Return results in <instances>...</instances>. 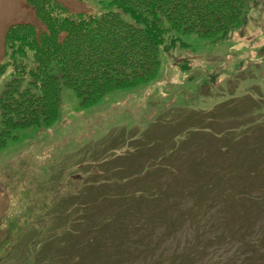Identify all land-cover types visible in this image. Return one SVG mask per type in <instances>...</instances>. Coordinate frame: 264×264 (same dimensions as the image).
Here are the masks:
<instances>
[{
	"label": "rangeland",
	"instance_id": "1",
	"mask_svg": "<svg viewBox=\"0 0 264 264\" xmlns=\"http://www.w3.org/2000/svg\"><path fill=\"white\" fill-rule=\"evenodd\" d=\"M54 1L70 15L107 12L93 1ZM248 3L244 21L224 36L167 35L152 82L112 92L87 109L61 89L53 125L14 134L0 151V264H172L165 256L175 254L174 264H191L186 244L225 206L218 230L224 227L228 242L241 247L237 264H255L240 257L254 255L244 246L255 224L264 228V218L258 220L264 207L218 202L220 193L236 197L244 187L264 201V160H254L253 149L230 151L228 139L239 133L224 137L223 130L244 126L238 119L244 112L264 120V0ZM17 23L42 30L25 0H0V62L4 34ZM52 75L60 77L57 66ZM10 80L9 71L0 77V92ZM132 151H143L133 166L126 158ZM195 159L215 170L213 179L193 176ZM127 174L135 178L120 184ZM115 193L132 198L121 203ZM103 228L105 246L95 251L91 239ZM116 239L118 247L111 244Z\"/></svg>",
	"mask_w": 264,
	"mask_h": 264
},
{
	"label": "trees",
	"instance_id": "2",
	"mask_svg": "<svg viewBox=\"0 0 264 264\" xmlns=\"http://www.w3.org/2000/svg\"><path fill=\"white\" fill-rule=\"evenodd\" d=\"M25 1L42 30L33 24L17 23L8 27L4 34L0 77L9 71L11 80L0 92V151L9 141L16 139L15 133L49 127L57 121L61 89L72 91L80 101V107L87 109L112 92L148 84L157 76L161 46L167 35L181 33L205 40L224 36L228 30L240 26L250 5L248 0H77L97 2L107 10L95 16L85 13L70 15L54 0ZM55 66L59 68V78L52 75ZM227 113L232 114V108ZM255 117L256 112H244L238 118L245 122L244 126L238 130L226 125L223 130L224 137L236 131L239 133L236 139H228L230 151L236 154L237 147L241 152L253 149L257 153L253 159L261 163L264 152L258 148L264 150V141L261 140L264 120ZM243 133L247 135L242 137ZM176 143L173 141V146ZM225 147H222L224 156L227 155ZM142 152L137 155L132 151L126 157L132 163L129 164L133 166V160L140 158ZM204 160L208 161L205 156ZM211 163L216 166L215 162ZM205 165L202 160H193L192 172L196 179L202 177L208 182L213 179L215 170H204ZM181 175L173 177L176 180ZM134 178L135 175L127 174L119 183L129 184ZM214 179L225 186L221 177ZM227 179L231 180L228 174ZM224 194L218 195V202L228 198L235 205L248 201L254 207H264L263 198H255L248 187L242 188L236 197H232L230 192ZM94 196L97 197L96 194ZM127 197L132 198L131 195L115 193L113 199L123 203ZM94 211L95 215L99 213L96 207L93 214ZM220 212L225 214L226 206ZM222 214H214L199 224V239L191 240L184 249L189 251L188 258H193L189 263L196 264L197 259L208 257L210 261L206 264H237L241 247L228 242V232L224 227L221 229L223 234L217 228ZM234 216L228 215L227 218ZM260 217L264 218V212L258 215L259 221ZM99 225L96 223L94 227ZM252 229L254 239L244 247L255 248L254 255L241 256L240 261L249 259L253 263L256 261L255 264H264V228L255 224ZM103 230L100 238L91 239L94 244L91 249L96 251L105 246L100 245ZM117 241L111 243L112 246H117ZM175 255L165 258L175 263ZM98 258L102 263L106 262V257Z\"/></svg>",
	"mask_w": 264,
	"mask_h": 264
}]
</instances>
